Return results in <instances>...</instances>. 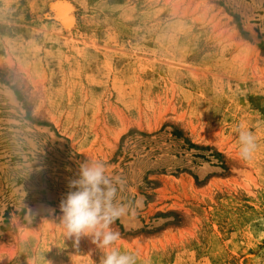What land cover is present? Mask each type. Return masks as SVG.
<instances>
[{
  "label": "rangeland",
  "instance_id": "1",
  "mask_svg": "<svg viewBox=\"0 0 264 264\" xmlns=\"http://www.w3.org/2000/svg\"><path fill=\"white\" fill-rule=\"evenodd\" d=\"M86 160L142 200L136 264H264V0H0V264H100L62 226Z\"/></svg>",
  "mask_w": 264,
  "mask_h": 264
},
{
  "label": "clouds",
  "instance_id": "2",
  "mask_svg": "<svg viewBox=\"0 0 264 264\" xmlns=\"http://www.w3.org/2000/svg\"><path fill=\"white\" fill-rule=\"evenodd\" d=\"M240 155L251 157L256 149L254 134L251 131L239 133ZM125 181L120 177L109 176L106 165L98 160H86L79 166L78 178L69 181V191L61 201L62 226L68 237L91 236L92 242L106 251L100 264H136L134 255L115 248L120 233L111 228L117 220L129 214L135 215L142 207V200L123 203L118 200V188Z\"/></svg>",
  "mask_w": 264,
  "mask_h": 264
},
{
  "label": "bare ground",
  "instance_id": "3",
  "mask_svg": "<svg viewBox=\"0 0 264 264\" xmlns=\"http://www.w3.org/2000/svg\"><path fill=\"white\" fill-rule=\"evenodd\" d=\"M57 11L61 20V25H63L64 29H70L74 21L69 7L62 4L57 7Z\"/></svg>",
  "mask_w": 264,
  "mask_h": 264
}]
</instances>
